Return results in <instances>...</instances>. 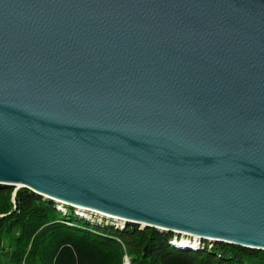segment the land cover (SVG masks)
I'll return each instance as SVG.
<instances>
[{
    "label": "water",
    "instance_id": "95a60500",
    "mask_svg": "<svg viewBox=\"0 0 264 264\" xmlns=\"http://www.w3.org/2000/svg\"><path fill=\"white\" fill-rule=\"evenodd\" d=\"M0 186L264 251V0H0Z\"/></svg>",
    "mask_w": 264,
    "mask_h": 264
},
{
    "label": "trees",
    "instance_id": "16d2710c",
    "mask_svg": "<svg viewBox=\"0 0 264 264\" xmlns=\"http://www.w3.org/2000/svg\"><path fill=\"white\" fill-rule=\"evenodd\" d=\"M27 189L0 186V264H264V251L220 242L179 251L173 233L92 222Z\"/></svg>",
    "mask_w": 264,
    "mask_h": 264
},
{
    "label": "rangeland",
    "instance_id": "374dc122",
    "mask_svg": "<svg viewBox=\"0 0 264 264\" xmlns=\"http://www.w3.org/2000/svg\"><path fill=\"white\" fill-rule=\"evenodd\" d=\"M14 188V187H13ZM60 210H61V208H60ZM63 210V209H62ZM91 217L93 218L91 221L92 222H96V223H101V221H104V220H106V222L107 223H113L114 225H118L117 223H115V222H113V221H110V220H107V219H105V218H102V217H100V216H97V215H93V216H90V219H91ZM118 227L120 228V226L118 225ZM124 227V226H123ZM122 227V228H123ZM140 227V226H139ZM141 228V227H140ZM179 239H182V237H180L179 236ZM123 264H129V260L128 259H126V258H123Z\"/></svg>",
    "mask_w": 264,
    "mask_h": 264
},
{
    "label": "bare ground",
    "instance_id": "6f19581e",
    "mask_svg": "<svg viewBox=\"0 0 264 264\" xmlns=\"http://www.w3.org/2000/svg\"><path fill=\"white\" fill-rule=\"evenodd\" d=\"M61 209H64V207H61ZM90 212V211H89ZM87 210H84V209H80V211H79V213H80V216L81 217H84V218H90V216H91V213H89ZM78 215V214H77ZM96 215H100V214H97L96 213ZM101 217H105L104 215H100ZM106 218H110V217H106ZM186 237H184V239H185ZM177 239V238H176ZM174 240V239H173ZM172 240V241H173ZM202 242V241H201ZM187 244L188 243H186V242H182V244H180V247H183V248H189L188 246H187Z\"/></svg>",
    "mask_w": 264,
    "mask_h": 264
},
{
    "label": "built area",
    "instance_id": "2783aa9c",
    "mask_svg": "<svg viewBox=\"0 0 264 264\" xmlns=\"http://www.w3.org/2000/svg\"><path fill=\"white\" fill-rule=\"evenodd\" d=\"M115 226H117V225H115ZM117 227H118V226H117ZM120 228H122L121 225H120ZM170 243H174V240L171 241ZM197 245H198V246H197V248H198L197 251L200 250V249H203V247H204L201 243H199V244H197ZM125 258L127 259V257H125Z\"/></svg>",
    "mask_w": 264,
    "mask_h": 264
}]
</instances>
